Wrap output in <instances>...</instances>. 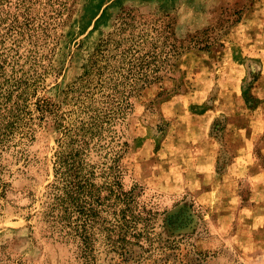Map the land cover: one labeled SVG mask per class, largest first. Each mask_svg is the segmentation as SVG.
Here are the masks:
<instances>
[{
	"label": "rangeland",
	"instance_id": "obj_1",
	"mask_svg": "<svg viewBox=\"0 0 264 264\" xmlns=\"http://www.w3.org/2000/svg\"><path fill=\"white\" fill-rule=\"evenodd\" d=\"M15 1L0 5L2 17ZM54 8L33 6L49 27L31 98L63 109L96 42L128 12V22L173 25L186 49L132 98L120 126L127 145L92 152L90 212H73L74 227L50 212L63 124L38 121L17 145L11 135L0 155V264H264V0H55ZM10 46L12 37L0 44Z\"/></svg>",
	"mask_w": 264,
	"mask_h": 264
},
{
	"label": "trees",
	"instance_id": "obj_2",
	"mask_svg": "<svg viewBox=\"0 0 264 264\" xmlns=\"http://www.w3.org/2000/svg\"><path fill=\"white\" fill-rule=\"evenodd\" d=\"M10 1L0 0V5ZM54 1L16 0L11 18L0 14V44L12 37V46L0 48V155L11 135L12 145L32 138L38 121L52 117L55 123L63 124V135L54 154L50 212H64L66 224L74 227L73 212H90L88 198L93 192L92 179L97 177L92 170V152L121 151L127 145L121 141L124 135L120 126L132 106V98L173 71L186 46L178 40L173 25L158 30L128 22L126 17L132 13L128 12L112 32L96 42L83 73L66 91L67 108L48 98L32 99L31 86L44 75L40 71L44 68L40 49L47 42L49 27L47 22H36L33 6H50L51 12L56 13L59 10L53 9ZM23 47L25 53L20 51ZM8 67L12 71L9 78ZM1 167L0 162V174ZM98 176L106 177L105 172ZM113 178L120 194H127L120 176ZM104 183L107 197L115 194L114 186ZM100 192V188L96 189L97 199Z\"/></svg>",
	"mask_w": 264,
	"mask_h": 264
}]
</instances>
